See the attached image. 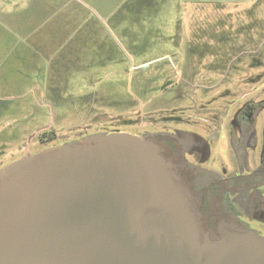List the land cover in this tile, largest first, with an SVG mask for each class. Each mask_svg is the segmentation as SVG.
Masks as SVG:
<instances>
[{
    "label": "rangeland",
    "instance_id": "obj_1",
    "mask_svg": "<svg viewBox=\"0 0 264 264\" xmlns=\"http://www.w3.org/2000/svg\"><path fill=\"white\" fill-rule=\"evenodd\" d=\"M234 91L264 101V0H0V171L43 128L53 146L142 135L151 107L201 122Z\"/></svg>",
    "mask_w": 264,
    "mask_h": 264
},
{
    "label": "water",
    "instance_id": "obj_2",
    "mask_svg": "<svg viewBox=\"0 0 264 264\" xmlns=\"http://www.w3.org/2000/svg\"><path fill=\"white\" fill-rule=\"evenodd\" d=\"M201 236L154 144L113 133L0 171V264H264V235Z\"/></svg>",
    "mask_w": 264,
    "mask_h": 264
},
{
    "label": "flooded vegetation",
    "instance_id": "obj_3",
    "mask_svg": "<svg viewBox=\"0 0 264 264\" xmlns=\"http://www.w3.org/2000/svg\"><path fill=\"white\" fill-rule=\"evenodd\" d=\"M161 89L166 92L168 87ZM232 94L237 99L227 105L217 107L204 101V108L198 112H206L208 117L201 122L174 119L169 113L179 108L175 111L172 102H166L162 109L151 107L142 124V136L155 145L185 190L201 236L208 234L211 239L219 238L220 226L244 232L246 223L264 216V101L250 91ZM174 123L189 124L195 133L181 131ZM62 137L47 127L28 137V143L34 141L44 147L37 153ZM219 153L226 156L222 158Z\"/></svg>",
    "mask_w": 264,
    "mask_h": 264
},
{
    "label": "crops",
    "instance_id": "obj_4",
    "mask_svg": "<svg viewBox=\"0 0 264 264\" xmlns=\"http://www.w3.org/2000/svg\"><path fill=\"white\" fill-rule=\"evenodd\" d=\"M64 63H66V61H64ZM69 63V65H70V62H68ZM70 67V66H69ZM59 71H61V70H59ZM62 72V71H61Z\"/></svg>",
    "mask_w": 264,
    "mask_h": 264
}]
</instances>
